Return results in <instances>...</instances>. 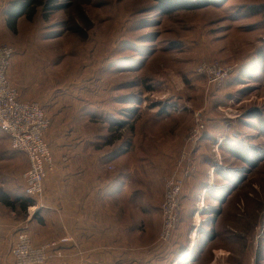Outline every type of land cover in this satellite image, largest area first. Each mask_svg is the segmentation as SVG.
<instances>
[{
  "label": "rangeland",
  "instance_id": "obj_1",
  "mask_svg": "<svg viewBox=\"0 0 264 264\" xmlns=\"http://www.w3.org/2000/svg\"><path fill=\"white\" fill-rule=\"evenodd\" d=\"M31 1L0 0V15L11 12L13 6H31ZM36 1L40 3L35 17L19 18L15 32L6 26L4 16L0 46L39 53V69L58 88L61 105L68 101L70 128L101 130L102 119L109 115L113 140L127 133L134 139L137 131L174 129L170 122L148 128V121L160 107L172 110L175 104L179 112L174 114L179 115L178 122L183 121L179 130H184L177 155L188 153L187 146L195 149L200 180L212 176L221 192L228 193L220 206L209 197L193 198L187 210L180 205L178 216L185 221L172 232L176 245L170 238L159 255L155 249L163 246L158 243L159 231L152 247L137 252V259L175 264L176 257L171 260L167 252L173 255L189 242L186 249L193 246L192 257L197 258L190 260L192 264H264V132L260 129L264 130V124L258 127L257 120L246 115L259 111L264 118V65L241 84L236 77L255 67L256 53L264 47V0H216L207 8L168 14L158 10L161 5L155 0ZM215 61L232 68L220 90L196 72L199 65ZM46 98L50 96L36 102L44 108ZM197 116L204 129L194 144L187 137ZM218 132L225 134V140ZM227 137L263 150L262 159L243 164L223 144ZM6 147L8 138L0 130V175L12 164L16 173H23L26 158L22 153L6 157L2 153ZM225 172L232 173L231 185L220 175ZM163 199L164 192L159 210ZM209 206H219V212L211 214ZM160 218L162 224L161 211ZM9 242H0V264L8 258L12 264ZM64 253L62 260L68 257Z\"/></svg>",
  "mask_w": 264,
  "mask_h": 264
},
{
  "label": "crops",
  "instance_id": "obj_2",
  "mask_svg": "<svg viewBox=\"0 0 264 264\" xmlns=\"http://www.w3.org/2000/svg\"><path fill=\"white\" fill-rule=\"evenodd\" d=\"M4 16L0 15V21ZM16 50L7 77L21 99L41 102V97L48 94L46 103L57 102L54 91L58 88L36 64L39 53ZM175 106L172 104V110L163 106L162 113L157 110L148 121V128L170 122L174 129L137 131V138L127 133L119 140H113L109 116H102L105 126L103 118L101 130L92 131L70 128L66 111L59 106L51 110L46 141L56 165L47 174L39 199L45 209L20 205L25 199L23 173H16L14 164L0 175V242L10 241L7 254L17 233L26 227L36 246L69 238L62 246L68 257L54 264H142L137 252L151 248L158 236L164 178L173 169L184 136V130L178 127L183 121L178 122ZM218 134L225 140L224 133ZM11 151L9 144L2 153L6 157L19 154ZM199 171L198 168L197 175L184 185L182 210L188 209L187 196L189 200L200 197L204 201L209 195H222L217 180L209 175L208 180L206 176L200 180ZM2 199L13 208L3 204ZM2 264H11L10 258Z\"/></svg>",
  "mask_w": 264,
  "mask_h": 264
},
{
  "label": "built area",
  "instance_id": "obj_3",
  "mask_svg": "<svg viewBox=\"0 0 264 264\" xmlns=\"http://www.w3.org/2000/svg\"><path fill=\"white\" fill-rule=\"evenodd\" d=\"M13 55L14 49L11 46H0V130L6 134L11 150L22 153L27 159L28 167L23 172L22 179L24 197L33 203L28 208L45 209V204L39 199L44 192L47 174L56 165L46 141L51 121L38 102L21 100L17 88L8 79L7 70ZM197 73L208 83L222 86L232 73V68H225L217 63L201 64L197 67ZM203 128V123L197 116L187 138L196 144ZM188 160V154L183 153L170 179L165 182L164 199L160 206L162 224L158 237V243L161 245L171 240L172 232L179 221L183 178L189 175V171L180 172L179 168ZM67 242L69 238L66 237L36 246L24 227L17 233L9 256L12 264H47L63 257L62 246Z\"/></svg>",
  "mask_w": 264,
  "mask_h": 264
},
{
  "label": "trees",
  "instance_id": "obj_4",
  "mask_svg": "<svg viewBox=\"0 0 264 264\" xmlns=\"http://www.w3.org/2000/svg\"><path fill=\"white\" fill-rule=\"evenodd\" d=\"M155 1H157L161 5V6L158 7V10L162 11V13H164V14H168L170 12L177 11V9L197 10V9L207 8V7H209L207 5L215 2L216 0H155ZM39 3L40 2L34 0L33 4H31V6H19V7L13 6L14 10L12 9L11 12L7 11L6 20H5L6 26L12 32H15V25H16L15 23H16V21L19 18H21V17H26L28 19L34 18L35 15H36L37 8L39 7V6H37ZM44 7L46 8V6H44ZM211 7H219V6H211ZM256 57H257L256 58L257 62L255 63V67L253 69H247V70H244V72H242V73L238 72L237 76L235 75L237 77V79H239V81H238L239 84L243 83L246 79L253 78L254 77V73L259 71V70H261L263 68V65H264V47L256 53ZM212 63H217V64H219L221 66H224V64L221 63V62L215 61V62H212ZM212 63H210V64H212ZM200 77L203 78L202 76H200ZM203 80H204L205 83H207V81L204 78H203ZM209 86H212V88H216V89L220 90V89H222L221 87H223L224 85L223 86H218L216 84H210ZM86 92H87V89H85L84 94ZM56 93H58V92L55 91L54 94H56ZM55 98H57V102H53L52 104H48V105L44 106V110H46L45 113H46V115H47V117L49 119H50V116H49L48 113H51V110L56 109L57 106H59L63 111H66V112L70 110L69 109V105H68V101H64L63 105H61L60 97L58 95H55ZM23 101H26V100H23ZM28 101H33V100H28ZM76 101L81 103L78 100H76ZM34 102H36V101H34ZM81 106H83V104ZM156 106H158V105L156 104ZM164 109H165V107H163V106L160 107L158 113H162V111ZM252 113L253 112L246 114L247 118L249 117V115H251L259 123L258 127H260V123L264 124V118L263 119L261 118V116L263 117L262 113H260L259 111L257 113H255V114H252ZM50 121H51V119H50ZM116 123L118 125H121V124L123 125L124 124V123L119 122V120H116ZM260 129H261L262 132H264V130H262L261 127H260ZM237 140H239V139H237ZM239 141L235 142L233 140H229V138L227 137L226 143H224V145L227 147V149L229 151V154H231L232 156H234L237 159H240L243 162V164H247L248 163V165H251L253 161L256 162V161L262 159L261 155L263 153V150L259 151L258 148L254 149V147H251L250 145H246L245 143L239 142ZM194 151H195V149L192 150L190 146H187V152H188L187 154H188L189 160L183 162L181 164L180 168H179L180 172H184L185 170L189 171V175L186 178H183V184H182L181 194H180V200H181L180 205H181V208H182V197H183L184 185H185V183L187 181L192 180V178H194L197 175L196 173L198 171V168H197V165H196L197 158H194ZM180 157H181V155H177V157L175 159V162L173 164L174 166H173L172 170L176 169L177 162L179 161ZM210 163L213 164L212 161ZM244 169H246V168H244ZM244 169L240 168V170H244ZM223 174H220V175L222 177L224 176L223 179L227 180L228 184L231 185V183L233 181L232 177H231L232 173L225 172ZM229 188H231V186ZM164 190H165V180H164ZM206 191H207V188H206ZM227 194L225 195L224 191H222V195L221 196L212 197V195L211 196L209 195L207 197H209V199H212V200L216 201L218 203V205L220 206V204H222L225 201V198L227 197ZM5 201H7V200L2 199V203L3 204H5L9 208H13L12 204H10L8 201H7L8 203L5 202ZM190 201H192V200L191 199L189 200V197L187 196V200H186L187 205L191 203ZM19 203L23 207H29V206L33 205L32 201H30L28 199H23ZM219 206H217L216 208L213 207V206H209V208L214 211V212H210V213L211 214H214V213L217 214L219 212ZM182 220L184 222L185 218L182 219V217H180V219L178 221V224H181ZM178 224L176 225L175 229L178 227ZM160 230H161V227H160ZM15 239H16V237H15ZM171 239L173 240L174 237L172 236ZM49 241H51V240H49ZM172 244L176 245V239L173 240ZM188 244H189V242H186L185 245L180 246L178 248V250L173 255H172L171 251H168L167 252L168 256L171 257L170 259L173 260L176 257L175 260H177L179 257H182L184 252L187 250L186 248L188 247ZM155 249H158L156 251L159 252L158 254L160 255V254H163L162 253L163 250H166L167 247H166L165 244H163V246L157 247ZM193 253H194L193 251L190 252L186 257L182 258L178 264H185L186 262H189L190 264H192L193 261H190V260L197 259L196 257H192ZM64 255L66 257L67 253L65 252ZM155 256H157V255H154L153 257H155ZM152 260H156V259H151V260L147 261L146 263L142 262V264H149L148 262H150V264H152ZM58 261H60V259L56 260L54 262H49V264H54L55 262H58ZM166 262H168V261H166Z\"/></svg>",
  "mask_w": 264,
  "mask_h": 264
},
{
  "label": "bare ground",
  "instance_id": "obj_5",
  "mask_svg": "<svg viewBox=\"0 0 264 264\" xmlns=\"http://www.w3.org/2000/svg\"><path fill=\"white\" fill-rule=\"evenodd\" d=\"M196 232H197V230L195 231V233H196ZM192 247H193V246H192ZM191 249H192V248H191V246H190V247L188 248V250H186V252L183 254V256L186 255V254H189V253L191 252ZM181 258H182V257H179L175 264H178V262H179V260H180Z\"/></svg>",
  "mask_w": 264,
  "mask_h": 264
},
{
  "label": "water",
  "instance_id": "obj_6",
  "mask_svg": "<svg viewBox=\"0 0 264 264\" xmlns=\"http://www.w3.org/2000/svg\"><path fill=\"white\" fill-rule=\"evenodd\" d=\"M191 248H192V247H191ZM187 255H188V254H186V255H184V256L182 255V258L186 257ZM182 258H181V259H182ZM181 259H180V260H181ZM180 260H179V262H180ZM179 262H178V263H179Z\"/></svg>",
  "mask_w": 264,
  "mask_h": 264
}]
</instances>
